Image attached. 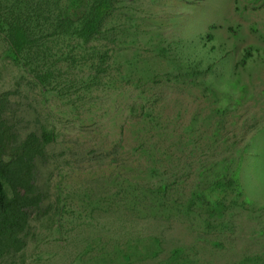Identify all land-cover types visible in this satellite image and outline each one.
<instances>
[{"label":"rangeland","instance_id":"1","mask_svg":"<svg viewBox=\"0 0 264 264\" xmlns=\"http://www.w3.org/2000/svg\"><path fill=\"white\" fill-rule=\"evenodd\" d=\"M42 23L20 55L0 28L7 118L53 135L0 264H264V0H116L89 44Z\"/></svg>","mask_w":264,"mask_h":264},{"label":"trees","instance_id":"2","mask_svg":"<svg viewBox=\"0 0 264 264\" xmlns=\"http://www.w3.org/2000/svg\"><path fill=\"white\" fill-rule=\"evenodd\" d=\"M57 2L7 0V12L3 16L4 5L0 0L3 5V9L0 8V28L5 29L6 38L17 55L32 50L38 43L36 29L42 21L43 27L48 22L49 25L40 31L51 30V35H74L85 44L99 39L116 0H87L88 6L79 20L58 9ZM35 22L37 26H34ZM49 76L45 74L39 80L45 83ZM9 104V93L0 95V260L23 252L27 246L32 214L40 210L45 201V194L37 184V165L38 161L45 160L46 147L53 141V135L46 131L22 137L7 118ZM234 176L230 185L234 183L238 189V176Z\"/></svg>","mask_w":264,"mask_h":264}]
</instances>
